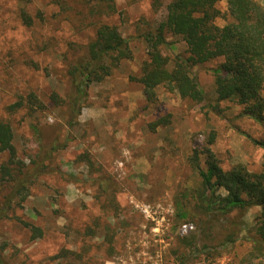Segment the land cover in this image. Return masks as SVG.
<instances>
[{"label": "rangeland", "instance_id": "374dc122", "mask_svg": "<svg viewBox=\"0 0 264 264\" xmlns=\"http://www.w3.org/2000/svg\"><path fill=\"white\" fill-rule=\"evenodd\" d=\"M89 2L0 0V118L11 122L16 148L13 162L0 154V264H259L251 237L261 208L208 219L195 164L206 169L210 149L224 170L241 164L260 172L264 150L250 138L262 139L264 126L243 116V106L218 101L212 69L219 61L194 68L207 94L201 103L164 86L154 99L143 93L136 78L148 59L145 34L170 0H114L115 12ZM219 8L222 27L227 1ZM102 23L118 26L132 58L87 88L70 125L68 70ZM167 37L165 55H188L180 36ZM56 92L61 105L51 100ZM30 93L46 108L10 114L8 106L28 104ZM22 184L25 199L13 195ZM228 234L235 243L219 250Z\"/></svg>", "mask_w": 264, "mask_h": 264}, {"label": "trees", "instance_id": "16d2710c", "mask_svg": "<svg viewBox=\"0 0 264 264\" xmlns=\"http://www.w3.org/2000/svg\"><path fill=\"white\" fill-rule=\"evenodd\" d=\"M92 1L105 5L107 12L117 10L114 0H90ZM221 1L170 0L164 19L154 31L145 34L148 59L142 64L140 76L136 79L143 86V93L148 99H154L156 89L164 86L177 92L181 98L198 104L207 99V94L200 86L194 68L219 61L212 69L218 101L243 106V116L264 126V5L256 0H226L230 20L221 27L216 23V19L223 15L219 8ZM26 22L31 25V18H26ZM168 34L180 36L185 41L187 56L175 54L170 57L163 53L162 47L169 43ZM130 58L132 50L129 40L122 36L118 26L109 23L99 25L86 54L75 64H71L68 70L75 89L70 125L76 123L75 117L80 113L87 88L111 76L121 61ZM50 97L55 105L65 102L57 92ZM27 101L28 104L18 100L7 109L12 114L25 107L32 113L35 112L34 106L46 108L35 93L28 94ZM250 139L264 150V137ZM3 153H8L10 161H14L16 148L13 126L9 120L0 118V154ZM207 153L206 169L195 164L202 179L197 197L200 206L204 208L201 212L208 219L215 217L227 220L233 212L260 207L261 212L253 226L251 238L259 264H264L261 252V245H264V163L260 172H251L241 164L224 170L210 149H207ZM2 169L12 176L8 165H3ZM25 189V184H22L13 195L25 199ZM222 189L226 194L219 192ZM181 217L186 218L187 212H181ZM181 241L184 242L185 239ZM234 243L235 236L228 234L219 250ZM190 246L193 253L199 251L194 242ZM184 263L181 261L180 264Z\"/></svg>", "mask_w": 264, "mask_h": 264}, {"label": "built area", "instance_id": "2783aa9c", "mask_svg": "<svg viewBox=\"0 0 264 264\" xmlns=\"http://www.w3.org/2000/svg\"><path fill=\"white\" fill-rule=\"evenodd\" d=\"M188 229V225L184 226V231H186Z\"/></svg>", "mask_w": 264, "mask_h": 264}]
</instances>
